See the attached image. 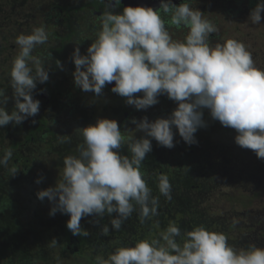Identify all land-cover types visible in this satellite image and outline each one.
<instances>
[{
  "label": "clouds",
  "instance_id": "9594fccd",
  "mask_svg": "<svg viewBox=\"0 0 264 264\" xmlns=\"http://www.w3.org/2000/svg\"><path fill=\"white\" fill-rule=\"evenodd\" d=\"M118 3L119 0H109L86 55H81L76 44L71 56L75 86L102 97L104 88L114 83L112 93L138 111L158 104L160 96L178 106L167 118L151 122L146 116L140 120L132 118L136 132L144 134L139 139H126L118 122L107 118L74 129L83 141L77 146L78 155L65 157L63 172L55 185L37 192L39 201L47 199L51 204L50 216L58 212L70 216L67 229L73 236L89 235L81 227V220L89 216L102 219L116 213V218L110 220L115 231L137 210L141 223L155 216L158 199L152 196L140 172L152 152L151 140L172 149L175 128L185 144H197L198 129L208 126L205 109L213 121L237 133V146L264 160V70L255 66L244 44L227 39L210 45L209 37L218 33L217 27L188 3L177 6L171 0H161L159 9L127 6L122 13H116ZM262 13L264 3H258L249 16L252 24L261 23ZM163 16L169 19L165 21ZM169 27L188 29L185 39L174 40ZM47 42L48 33L43 26L16 38L19 51L10 71L15 104L9 114L5 106L10 98L0 90V127L20 125L39 114L40 102L33 99L32 93L37 82L49 80V73L32 53L36 46ZM56 67L63 70L60 61ZM58 140L68 142L66 136H59ZM125 145L130 155L120 154ZM11 157V150H7L0 158V166L8 168ZM18 171L9 168L10 176ZM42 180L43 177L36 183ZM157 180L159 193L171 200L168 178L161 175ZM99 219L92 223L98 224ZM101 231L107 235L109 228L105 226ZM56 244L53 239L49 246L54 248ZM95 264H264V248L253 244L237 250L228 244L224 234L210 232L203 226L182 235L178 227L169 225L159 239L118 247L107 259L97 256Z\"/></svg>",
  "mask_w": 264,
  "mask_h": 264
},
{
  "label": "rangeland",
  "instance_id": "374dc122",
  "mask_svg": "<svg viewBox=\"0 0 264 264\" xmlns=\"http://www.w3.org/2000/svg\"><path fill=\"white\" fill-rule=\"evenodd\" d=\"M195 1L199 2L195 10H200L203 18L209 20L218 29L217 34L209 37L210 45L222 44L227 39L236 40L244 44L246 50L251 53L255 66L264 70V13L261 14L260 24H252L249 20L251 11L258 3H264V0ZM48 3L52 4V0H0V20L3 19L0 22V37L1 28H8V25L14 30L16 28L20 30L13 34L12 39L0 38V42L5 41L0 44V90H4L10 98L5 106L9 114L13 111L15 104L14 99L11 98L10 87V71L15 56L10 57L11 54H8V51L11 50V46L17 52L19 51L15 44L16 38L21 34H30L33 28L43 26L48 33V42L45 44L48 48L53 46L54 34L60 33L62 36L66 34L63 31L64 26H55L52 23L54 18L50 17L49 22L46 19L50 14ZM78 19L80 18L76 20ZM97 23H100V20ZM182 30L179 37L177 36L178 41H183L188 33V29L182 28ZM38 47L36 46L35 49ZM65 55L69 56V53ZM65 61L62 64L63 70L56 68L51 77L58 82V87L61 89L56 91V102L62 104V107H55L51 111L39 112L35 117H28L22 124L14 125V129L8 125L0 127V154H2L0 158H3L7 150H11L12 157L17 154L16 152H19L22 159L26 157L34 159L37 156L40 160L39 169L49 176L45 182L47 188L54 186L62 174L64 158L69 155H78L77 146L83 141L74 129L94 125L100 118L113 119L112 117L116 115L117 117L113 120L118 122L124 137L139 139L144 134L136 132V126L130 122L132 118L140 120L146 116L150 122L157 118H167L178 106L166 96H160L159 103L146 111H138L133 106H127L125 99L123 102L120 101V111H116L114 109L116 106H113V93L103 91L102 97H95L94 93H84L77 88L73 77L75 65L73 61ZM43 62L44 60L42 64ZM50 66H53V63ZM35 92L38 94L35 95ZM32 96L34 100L41 102L38 91L34 90ZM68 102L72 103L75 111L71 110L70 105L64 107ZM125 110H129V114L126 115ZM38 118L47 122L48 136L45 135L43 139L39 137L40 141L38 139L34 142L26 141L30 131L36 130L40 124ZM204 120L208 126L198 129L197 144L191 146L185 144L175 128H173L174 148L161 147L154 139L151 140L152 152L143 161L140 172L151 189L152 196L158 199V206L163 208V212L168 213L167 219L170 222L166 225L160 219V215L151 216L146 223L150 224L152 234L145 240L159 239L169 225L178 227L182 235L185 231L203 226L210 232L224 234L228 244L237 250L247 249L253 244L264 248V160L258 159L254 152L237 146L235 144L237 133L230 128L222 127L218 121H213L206 109ZM59 136H66L68 140L66 145L59 142ZM18 142L21 146L26 143V147L23 145L21 150H17L15 143ZM120 154L130 155L126 145L120 150ZM0 168V172L8 170L2 166ZM161 175L166 176L171 184V200L158 191L157 178ZM175 205L181 209L175 208ZM50 209L51 204L41 208L33 228L36 229V234L41 228L51 229L58 237L61 231V224H59L61 215L50 216ZM186 210L187 215L183 213ZM136 213L138 214V210L132 216ZM116 216V213H113L112 217L105 215V225L109 228L106 243L110 240L112 244H115V235L118 231L112 228L110 220ZM131 221L132 219L123 223L122 231H130ZM132 223L135 226V220ZM140 224L143 223L140 221ZM91 225L86 228L89 235L84 238L92 246L98 243L99 239L96 236L102 233L96 226ZM56 235L54 239L57 241ZM28 238L26 236L25 240ZM33 238L30 236V242ZM118 238L121 239V237ZM180 240L181 238L177 237V241ZM6 241V238L0 236V264H17L19 252L8 248ZM136 241H139V238L133 239L129 246H135ZM40 242L39 240L37 243ZM62 246L61 244L56 251L50 250L53 247L49 246L45 256L53 260L58 254L61 256V264H66L68 256L61 252ZM117 246H120L118 242ZM111 253L113 251L110 250L109 254ZM101 256L104 258L103 254Z\"/></svg>",
  "mask_w": 264,
  "mask_h": 264
},
{
  "label": "trees",
  "instance_id": "16d2710c",
  "mask_svg": "<svg viewBox=\"0 0 264 264\" xmlns=\"http://www.w3.org/2000/svg\"><path fill=\"white\" fill-rule=\"evenodd\" d=\"M2 21L3 19L0 20V22ZM18 31L20 32V30H18L17 28L16 30H14L8 25V28H1L2 33L0 38L7 40L10 38L12 39L13 34ZM3 42L5 41L0 42V44ZM60 50H54V59L56 63L58 61L61 62L59 56ZM46 51L49 52L48 50ZM47 84V87H50V85L54 84V87L51 86L48 89L49 97L51 98V105L62 107V104H59L58 101H54L56 95L52 97V90L56 89L57 91H61V89L58 87V82L56 83V81H48ZM68 105H70L69 107L73 106L71 102H68V104L64 107H67ZM71 110L75 111L74 107H72ZM39 123L40 124L37 126L36 130L30 131L28 135L29 137L26 138V141H32V138L38 139L40 141L39 137H41V139L45 138V135L43 134L44 130H47L46 136H48L49 128L47 122H42V120H40ZM43 123H45V126L43 125ZM11 124L12 123H10L8 126H10ZM16 130L17 129H15V131ZM15 145L17 150H21L22 146L20 142L15 143ZM191 151L193 150L191 149ZM31 152L32 151H30V153ZM16 153L17 154L13 155V157H11V159L9 160L10 164L7 168L8 170L0 172V236L6 238V245L8 246V248H10L11 250L14 249L19 252V257L16 259L17 264H24L26 262V264H61V256H59L58 254H56L57 257L53 260H50L48 256H45V253L48 251L46 249L49 247L51 239H54V235L56 234L48 228H41L40 230L38 229L39 231H37L36 234V229L33 228V224L37 223L36 221L39 218L41 208L50 205L47 199H45L43 202L37 199V192L47 188L45 182L47 179H49V176L48 174H44L39 169L40 166L38 165V162H40V160L37 158V156L34 159L26 157L22 162V160L20 159L21 155H19V152ZM16 160H18L21 164H17ZM24 166H26V168H24ZM12 167H15L19 170L14 177L10 176L9 172V168ZM33 172L34 174H32ZM41 177H43L42 182L40 184H37V179ZM175 208L181 209L176 205ZM162 212L163 208L161 206H158L156 215H160V219L164 224L167 225L170 222V220L167 219L169 217L168 213H166V211H164L163 213ZM183 213L187 215L188 211L186 210ZM57 215H61V221H59V224H61V231L58 237L56 235L57 244L55 248H50V250L55 249L56 251V249H58L62 244L63 249L61 248V252H64L68 256L67 260L65 261L66 264H95L97 256H101L103 254L104 258L107 259L110 250L114 252L116 248L121 247V245H123V247H130V242L133 239L139 238V241L145 240V238H149L152 234L150 224L147 225L146 223V221L151 216L146 219L143 224H140V219L137 214L136 216H131L128 219H132L131 227L133 229L130 228V231H122V229H120L117 232L118 234L115 235V244H112L110 240L108 243H106L108 234H102L99 236H96L95 234L94 236H96L99 241H97L98 243L96 242L97 244L91 246L87 243L84 236H73L72 233L67 229V221L70 219V216L61 214L59 212L57 213ZM134 217L135 219H133ZM96 219L99 218L93 216L83 218L81 220L82 230H86V228L90 224H92L91 226H96L97 230L102 233L101 229L107 226L105 225L106 217L104 216L102 219H99V223L95 225V223H92V221ZM134 220L135 226L132 223ZM26 236L29 237L27 240H25ZM30 236L34 237L32 242H30ZM118 237H121L123 241ZM93 239L95 240V237ZM39 240L41 242L37 243ZM117 242L120 246H117ZM76 247L77 251L74 250V248ZM40 260H42V262L39 263Z\"/></svg>",
  "mask_w": 264,
  "mask_h": 264
},
{
  "label": "flooded vegetation",
  "instance_id": "af4514ba",
  "mask_svg": "<svg viewBox=\"0 0 264 264\" xmlns=\"http://www.w3.org/2000/svg\"><path fill=\"white\" fill-rule=\"evenodd\" d=\"M109 0H55L52 4L48 3L47 5L50 7V14L47 15V20L49 22L50 17L54 18L55 20L52 21L55 26H64L63 31L66 32L65 36L60 35V33L53 36V46L48 47L46 45H41L38 47V49H34V55L37 58H40L44 60L42 66L48 70L49 73V80L51 82H55L56 80L51 78L53 72L56 70V62L54 59V50H60L59 56L61 59V64L66 60L69 62L71 60V56L74 52V49L76 48V44H79L80 47V53L81 55L87 54V49L91 45V43L96 39V34L100 28V23H97L100 20V17L102 14L107 10L106 5L108 4ZM171 2L177 6H179L181 3H188L194 10L196 6H198L199 2L195 0H171ZM161 4V0H119L118 7L114 9L116 13H122L123 8L127 6L131 7H137V6H143V7H152L153 9H159ZM77 18H80L76 20ZM97 22H96V20ZM163 19L167 21L169 17L163 16ZM206 19V18H204ZM76 21V22H75ZM83 21V22H82ZM74 22V23H72ZM66 26V27H65ZM183 28V27H182ZM181 29L177 30L174 27H169L168 31L172 38L174 40H178L177 36L179 37L180 32L183 31ZM48 50L49 52H47ZM53 50V51H51ZM69 53V56H66L65 54ZM8 54H11L10 57L13 55L16 56L18 52L14 49V47L11 46V50L8 51ZM50 57V58H49ZM64 60V61H63ZM65 61V62H66ZM53 63V66H50V64ZM47 81V82H48ZM46 83H38L36 87V91L39 92L40 97V110L39 112L44 113L45 110L51 111L53 108H55V105H51L50 97L48 93V89L53 85H50V87H47ZM57 83V81H56ZM114 83L111 85H107L103 91H108L112 94L111 88L114 87ZM56 89L52 90V97L56 95ZM35 95L38 93L35 92ZM114 94V93H113ZM114 105L116 108H114L116 111H120V101L123 102L124 98H121L120 96L114 94ZM44 99V100H43ZM56 102V98L54 99ZM54 102V103H55ZM112 106V107H113ZM129 111V110H128ZM128 111H125V114H129ZM115 114V112H113ZM107 115V114H106ZM125 115V116H126ZM117 116L112 117L115 119ZM38 122L41 120L40 118L37 119ZM44 122V121H42ZM45 126V123H43ZM14 126V123L10 125V127ZM47 130H44L43 134L46 135ZM45 137V136H44ZM35 139L32 138V142H34ZM26 143H23L22 146ZM66 145V143H65ZM68 145V144H67ZM30 152V150H28ZM22 162L25 160L22 159V156L20 157ZM28 161V160H27ZM16 163L18 164L19 161L16 160ZM21 164V163H19ZM26 168V166H24ZM75 251H77V247L74 248Z\"/></svg>",
  "mask_w": 264,
  "mask_h": 264
}]
</instances>
